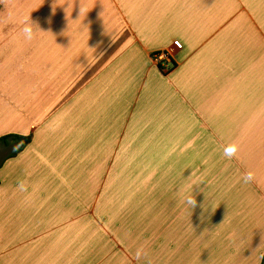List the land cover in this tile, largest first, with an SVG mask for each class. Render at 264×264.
Returning <instances> with one entry per match:
<instances>
[{
	"label": "crops",
	"instance_id": "obj_1",
	"mask_svg": "<svg viewBox=\"0 0 264 264\" xmlns=\"http://www.w3.org/2000/svg\"><path fill=\"white\" fill-rule=\"evenodd\" d=\"M97 241L87 264H264V0L0 2V264Z\"/></svg>",
	"mask_w": 264,
	"mask_h": 264
},
{
	"label": "clouds",
	"instance_id": "obj_2",
	"mask_svg": "<svg viewBox=\"0 0 264 264\" xmlns=\"http://www.w3.org/2000/svg\"><path fill=\"white\" fill-rule=\"evenodd\" d=\"M2 2V0H0ZM12 17L9 15V20H11ZM37 31L43 32L39 29L38 25H36L31 19L30 14L24 17L20 21V35L22 38L30 42L35 38V35ZM239 152V144L236 142L229 143L228 145L223 147V156L229 160L232 158L237 157ZM190 179V178H189ZM244 183H250L255 179V172L252 170L246 171L242 176ZM192 187L181 189L178 192V195H180L182 202L188 206V208L195 207L196 206V200L194 195L192 194ZM148 252L145 250L143 246L137 249L135 253V258L139 261L142 258H147Z\"/></svg>",
	"mask_w": 264,
	"mask_h": 264
},
{
	"label": "rangeland",
	"instance_id": "obj_3",
	"mask_svg": "<svg viewBox=\"0 0 264 264\" xmlns=\"http://www.w3.org/2000/svg\"><path fill=\"white\" fill-rule=\"evenodd\" d=\"M106 231H108L107 227L104 228ZM110 233V232H108ZM111 234V233H110ZM111 238H113L112 235H110ZM114 244L119 245L116 240L114 239ZM105 242H90L89 244H81V243H61L57 244V262H60L63 260V264H87L86 259L84 257L87 253H91L93 249H96V251H103L104 250ZM64 256L66 258H64ZM83 256V258H82ZM68 257H71L68 259ZM81 257V258H80Z\"/></svg>",
	"mask_w": 264,
	"mask_h": 264
},
{
	"label": "built area",
	"instance_id": "obj_4",
	"mask_svg": "<svg viewBox=\"0 0 264 264\" xmlns=\"http://www.w3.org/2000/svg\"><path fill=\"white\" fill-rule=\"evenodd\" d=\"M180 48V44H175L169 48L155 52L152 54V60L164 72H170L176 65L175 56Z\"/></svg>",
	"mask_w": 264,
	"mask_h": 264
}]
</instances>
